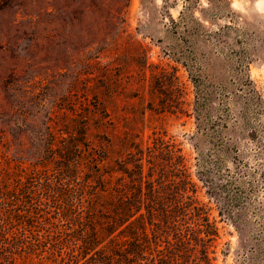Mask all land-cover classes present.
<instances>
[{
	"label": "rangeland",
	"instance_id": "obj_1",
	"mask_svg": "<svg viewBox=\"0 0 264 264\" xmlns=\"http://www.w3.org/2000/svg\"><path fill=\"white\" fill-rule=\"evenodd\" d=\"M182 5L0 0V134L27 160L40 155L46 131L79 126L107 162L153 133L171 138L189 163L210 151L221 180L233 175L244 197L233 219L210 203L221 234L216 262L257 264L264 0H199V32L178 23Z\"/></svg>",
	"mask_w": 264,
	"mask_h": 264
},
{
	"label": "trees",
	"instance_id": "obj_2",
	"mask_svg": "<svg viewBox=\"0 0 264 264\" xmlns=\"http://www.w3.org/2000/svg\"><path fill=\"white\" fill-rule=\"evenodd\" d=\"M182 3L178 23L205 30L193 14L199 0ZM45 134L34 160L11 154L0 134V264H217L210 203L233 219L244 202L233 175L221 180L218 156L198 151L189 163L153 133L107 162L83 127ZM256 205L255 262L264 264V202Z\"/></svg>",
	"mask_w": 264,
	"mask_h": 264
}]
</instances>
